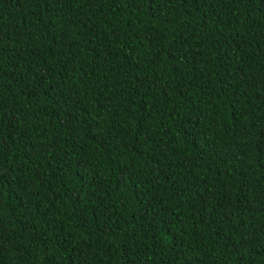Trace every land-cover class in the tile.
<instances>
[{
    "label": "trees",
    "instance_id": "trees-1",
    "mask_svg": "<svg viewBox=\"0 0 264 264\" xmlns=\"http://www.w3.org/2000/svg\"><path fill=\"white\" fill-rule=\"evenodd\" d=\"M0 149V264H264V0H0Z\"/></svg>",
    "mask_w": 264,
    "mask_h": 264
},
{
    "label": "snow or ice",
    "instance_id": "snow-or-ice-1",
    "mask_svg": "<svg viewBox=\"0 0 264 264\" xmlns=\"http://www.w3.org/2000/svg\"><path fill=\"white\" fill-rule=\"evenodd\" d=\"M183 3H188L189 0H182ZM192 2L194 4H197V3H202L204 7H207L208 6V3H209V0H192ZM223 31V30H222ZM243 79V77H242ZM79 113H77L78 115ZM0 156H2V149H0ZM34 180L36 181H41V182H46V179L44 177H41L39 175H34L33 177ZM0 183H8V184H13V178L11 177H7L5 178L4 175H3V170L2 168H0ZM27 190V189H26ZM0 195H2V193H0ZM241 211H243V209H241ZM37 238H39L37 236ZM227 243L225 244V247H227ZM241 246H243V244H241ZM239 251V249H237V252ZM26 264H32V261L29 260L26 262ZM47 264H51V261H48ZM58 264V262H57Z\"/></svg>",
    "mask_w": 264,
    "mask_h": 264
}]
</instances>
